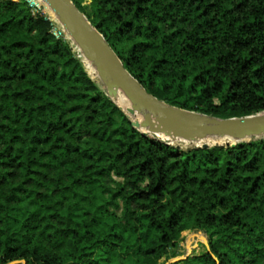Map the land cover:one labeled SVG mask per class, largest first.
Here are the masks:
<instances>
[{
	"label": "trees",
	"instance_id": "16d2710c",
	"mask_svg": "<svg viewBox=\"0 0 264 264\" xmlns=\"http://www.w3.org/2000/svg\"><path fill=\"white\" fill-rule=\"evenodd\" d=\"M86 15L169 104L264 110V0H90ZM72 48L27 0H0V264H159L186 229L211 251L174 264H264V138L146 135Z\"/></svg>",
	"mask_w": 264,
	"mask_h": 264
},
{
	"label": "water",
	"instance_id": "95a60500",
	"mask_svg": "<svg viewBox=\"0 0 264 264\" xmlns=\"http://www.w3.org/2000/svg\"><path fill=\"white\" fill-rule=\"evenodd\" d=\"M44 1L58 17L70 42H74L86 52L88 60L97 68L110 94L121 88L133 102L128 110L130 114L146 109L155 117V120L152 117H145L141 121H133V125L144 134H150L167 143H171L170 140L173 138L199 142L209 136L249 140L264 137V110L252 115L219 118L169 104L151 93L128 70L104 34L91 23L73 0ZM146 129L149 132L144 131ZM160 135L167 138H161ZM236 143L228 142L225 145ZM213 145L220 144L196 143L194 146ZM208 247L211 251L210 246ZM175 261L176 259L172 260ZM18 262L21 261H13L9 264Z\"/></svg>",
	"mask_w": 264,
	"mask_h": 264
},
{
	"label": "rangeland",
	"instance_id": "374dc122",
	"mask_svg": "<svg viewBox=\"0 0 264 264\" xmlns=\"http://www.w3.org/2000/svg\"><path fill=\"white\" fill-rule=\"evenodd\" d=\"M31 5L37 7V9L41 10L44 14L47 15V17L50 19L51 23H52V31L53 33L59 37V36H64L69 42L70 40L67 38L66 34H65V30L63 29L62 25L59 23L56 15L51 12L48 8L44 7L43 4L40 1L37 0H33V2L31 0H27ZM76 3H79L81 5V9L82 11L85 13H87V9L90 6V0H73ZM43 7H40V6ZM87 16V15H86ZM89 19L92 20L91 16H87ZM72 47V46H71ZM78 49V55L75 53L74 49L72 48L73 54L74 56L79 59L86 71V73L88 74V76L90 77V79L95 83V85H97L102 91H104L107 96H109L111 98V100L119 107L121 108L123 111H125L128 115V117L132 120L135 121L133 119V117H137V116H131L133 114H130V112L124 110L113 98V96L110 94L109 90L107 89L106 85L104 84V82H101L97 72L94 68V66L85 58V56L83 55L82 51L77 47ZM197 106H203L201 103H196ZM202 113V112H199ZM204 114V113H203ZM135 115V114H134ZM264 138V137H261ZM260 139V138H258ZM251 141V140H249ZM170 142L174 145L183 147V148H190L193 147L196 144V141L194 142H185V143H180L174 140H170ZM209 142H228L227 140L224 139H218V140H211ZM240 142V141H239ZM237 142V143H239ZM190 238V239H189ZM192 242H198L199 244L194 247L192 245ZM210 246V238L209 235L207 234V232L203 229L201 230H195V229H186L181 233L180 239H179V243L178 245L171 249L159 262V264H174L182 259H184L186 256H189L193 253L196 254H200L206 251H209V247ZM176 259L175 262H172V260ZM21 262H23V260H19Z\"/></svg>",
	"mask_w": 264,
	"mask_h": 264
},
{
	"label": "bare ground",
	"instance_id": "6f19581e",
	"mask_svg": "<svg viewBox=\"0 0 264 264\" xmlns=\"http://www.w3.org/2000/svg\"><path fill=\"white\" fill-rule=\"evenodd\" d=\"M37 1H40L44 7L48 8L51 12H53L50 7L46 4V2L44 0H37ZM54 13V12H53ZM55 14V13H54ZM56 15V14H55ZM57 17V16H56ZM58 19V17H57ZM59 21V20H58ZM60 23V22H59ZM63 27V26H62ZM64 29V28H63ZM65 30V29H64ZM74 43V42H72ZM75 44V43H74ZM76 45V44H75ZM76 47H78L83 55L85 56V58L88 60L87 56H86V52L81 48L79 47L78 45H76ZM89 61V60H88ZM90 62V61H89ZM91 63V62H90ZM92 64V63H91ZM93 65V64H92ZM94 66V65H93ZM95 68V66H94ZM96 72H97V75L100 79L101 82H104L100 76H99V72L97 70V68H95ZM112 96L113 98L115 99V101L126 111H128L132 105H133V102L131 101V99L129 98V96L125 93V91H123L121 88H117V90L112 93ZM129 112V111H128ZM132 117L133 116H137V117H133V119L135 120V122H138V121H141L143 120L145 117H152L153 120H155V117L149 112L147 111L146 109H142L140 112H137L135 115H131ZM144 131H147L149 132L148 129L144 130ZM264 135V134H263ZM159 137L161 138H164L166 139L167 137H165L164 135H160ZM218 139H224V140H227L229 142H239V141H246L248 139H235V138H230V137H206L202 140H200L199 142H196V143H201V142H204V141H211V140H218ZM171 140H174V141H177V142H180V143H185V142H188V141H184V140H181V139H176V138H173ZM190 239V238H189Z\"/></svg>",
	"mask_w": 264,
	"mask_h": 264
}]
</instances>
